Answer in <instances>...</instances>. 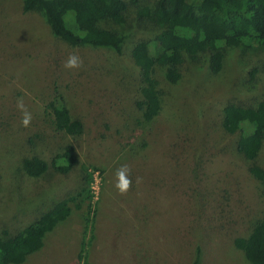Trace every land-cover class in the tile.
Here are the masks:
<instances>
[{
  "label": "rangeland",
  "instance_id": "obj_1",
  "mask_svg": "<svg viewBox=\"0 0 264 264\" xmlns=\"http://www.w3.org/2000/svg\"><path fill=\"white\" fill-rule=\"evenodd\" d=\"M126 1L133 10L156 0ZM23 5L0 0V233L15 235L77 193L86 185V165L97 207L87 234L84 212L73 209L24 264H84L78 259L83 237L90 264H191L197 246L203 264H249L234 239L264 215V196L248 161L225 137L220 110L264 97V59L246 73V61L231 49L219 74L205 60L197 68L185 64L184 79L166 86L168 111L143 129L131 100L138 82L133 66L106 49L70 47ZM131 20L127 31L135 29ZM140 38L133 33L129 44ZM70 55L82 61L79 68L65 67ZM56 90L84 122L83 134L72 139L80 161L68 175L51 170L44 180L27 181L17 164L26 139L34 134L48 160L65 143L50 118L37 115ZM11 147L15 154L7 156ZM259 163L264 167V152ZM121 168L129 181L123 193L116 187Z\"/></svg>",
  "mask_w": 264,
  "mask_h": 264
},
{
  "label": "trees",
  "instance_id": "obj_2",
  "mask_svg": "<svg viewBox=\"0 0 264 264\" xmlns=\"http://www.w3.org/2000/svg\"><path fill=\"white\" fill-rule=\"evenodd\" d=\"M139 2L131 0L133 5ZM22 8L25 13L40 14L52 34L70 47L106 49L133 66L138 82L131 100L143 129L168 111L166 98L170 93L166 86L178 85L184 79L185 64L197 68L205 60L206 67L219 74L231 49L246 61V73L261 67L264 59V0H156L133 10L126 0H24ZM129 20L134 22L132 31L126 28ZM133 33L141 38L129 44ZM38 110L42 121L50 118L52 132L65 143L48 160L36 145L34 134L26 139L25 154L17 164L25 180L32 182L44 180L51 170L62 175L75 170L80 158L72 139L81 136L85 127L59 90ZM220 124L227 140L233 141L248 161L264 196V167L259 163L264 152V97L254 104L225 105L220 110ZM36 136L41 140L39 134ZM140 146L142 152L147 144L143 140ZM15 151L11 147L6 155L13 156ZM88 169L83 167L86 185L77 193L60 200L15 235H9L7 229L1 231L0 264L26 263L43 249L52 226L67 220L73 209L84 212L85 234L95 226L97 207L91 202L92 174ZM87 244L83 237L78 259L84 264H90ZM233 246L249 264H264V215L254 218L248 233L237 236ZM203 263V248L197 246L191 264Z\"/></svg>",
  "mask_w": 264,
  "mask_h": 264
},
{
  "label": "clouds",
  "instance_id": "obj_3",
  "mask_svg": "<svg viewBox=\"0 0 264 264\" xmlns=\"http://www.w3.org/2000/svg\"><path fill=\"white\" fill-rule=\"evenodd\" d=\"M82 65V61L76 55H70L65 63L67 69H76ZM31 116L28 113H25V117L22 121L24 126H27L30 123ZM127 169L121 168L117 171L118 183L116 184L117 189L123 193L127 191L129 186V181L125 178V173Z\"/></svg>",
  "mask_w": 264,
  "mask_h": 264
}]
</instances>
